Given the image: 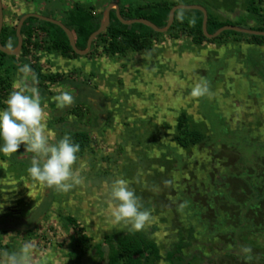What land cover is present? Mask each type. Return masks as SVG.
I'll return each instance as SVG.
<instances>
[{
	"label": "rangeland",
	"instance_id": "374dc122",
	"mask_svg": "<svg viewBox=\"0 0 264 264\" xmlns=\"http://www.w3.org/2000/svg\"><path fill=\"white\" fill-rule=\"evenodd\" d=\"M144 1L112 2L128 7ZM167 1L200 4L221 20L258 25L244 0H216L213 5L212 0ZM110 2L3 0L2 5L5 24L14 27L25 11L45 10L63 22L74 3L99 13ZM34 56L45 73L62 74L45 93L37 89L50 142L56 141L60 125L53 117L58 115L64 122L89 128L91 147L74 165L85 163L84 184L67 193L41 186L27 172L31 164L15 163L1 153L0 211L26 220L18 232H0V250L31 242L45 264H68L70 231L59 216L75 217L92 244L114 229L130 228L113 225L110 219L109 189L113 180L123 178L142 210L151 212L145 230L162 253L178 238L188 239L192 223L195 231L183 251L193 254L194 264H264V46L237 36L197 45L189 37L165 34L149 50L122 56L69 59L61 50L45 49L33 50L30 59ZM11 79L0 109L21 76L15 72ZM201 80L208 82L211 96L192 98L191 88ZM62 91L73 95L74 104L60 109L53 97ZM182 114L203 140L186 147L175 141ZM98 116L102 122L96 125ZM31 158L24 149L18 152V160ZM257 178L260 201L252 198L245 205V197L256 191L243 182ZM225 194L230 196L227 203L222 200ZM243 246L251 253H242ZM92 258L86 254L80 262L88 264Z\"/></svg>",
	"mask_w": 264,
	"mask_h": 264
},
{
	"label": "trees",
	"instance_id": "16d2710c",
	"mask_svg": "<svg viewBox=\"0 0 264 264\" xmlns=\"http://www.w3.org/2000/svg\"><path fill=\"white\" fill-rule=\"evenodd\" d=\"M112 1L113 0H111V2ZM214 1L216 0H212V5ZM175 4H177L175 1L146 0L142 3L129 5L128 7H125L122 2V4H118V7L124 19L143 17L152 21L157 26L163 27L167 23L168 13L171 7ZM244 6L251 18L255 20L258 25L241 26L229 20H221L207 9L208 33L212 34L219 27L226 24L264 30V0H244ZM102 15V11L94 13L92 6H84L79 3H75L74 7L67 11L63 23L72 30L78 49H84L86 47L87 39L89 35L99 27ZM181 16H183V19H181ZM202 18L203 14L200 10L177 9L174 13L173 23L169 29L166 32H157L143 23H122L117 18L115 9L112 8L110 10V23L108 27L94 37L87 55L104 54L106 56H122L128 51L142 52L149 50L154 42L165 34L173 39H178L183 36L189 37L191 42L197 45L203 42L222 40L228 36H237V38L245 39L248 43L255 45V47L264 46V36L246 34L233 30H225L214 38H208L202 31ZM31 19L33 18L29 17L21 26L20 33L23 36V44L18 56L8 55L0 51V98L5 97L11 88L12 75L15 72H18L20 76L22 75L19 73L18 69L25 64L33 69L38 78V80L34 82L31 75H29V85H33V87H36L41 92L45 93L48 84L55 83L62 79V74L59 72L45 73L37 57L34 56L30 59V54L33 50L45 49L47 52L61 50L63 56L69 59H75L80 56L72 49L66 33L60 26L39 19L34 23L31 22ZM35 28L38 30V38L35 37ZM0 42L5 48H12L16 45L17 36L15 28L13 27L11 29L3 26L0 33ZM52 104H54V102H52ZM72 111H75V108H73ZM98 118L99 119L95 121L96 125L102 122V118L100 116H98ZM53 121H56V123L60 125L56 130V140L67 134L72 138L74 143L80 145V151L77 154L78 157H81L86 150L91 147V134L89 128L82 127L75 122H64V119L58 115L53 117ZM65 125H68L67 129L61 127ZM177 129L178 133L175 136V141L184 147L192 143H197L205 138L203 134L189 127L188 118L185 114L179 117ZM0 143H2V141H0ZM22 149L23 146H21L18 152ZM16 153L17 152L12 153L9 159L16 160ZM18 161L31 164V160ZM248 180L249 181L245 180L246 182L243 183L251 192L253 190L256 191V194L246 196L243 204L252 198L259 202L261 192L258 191V178L257 180ZM229 197V195L225 194L222 198L223 203H227ZM236 202L235 205L240 204L239 201ZM59 217L64 226L70 231V258L68 264H87L80 262L86 254L93 256L88 264H194L192 262L193 254L183 251L184 248L189 246V241L195 231L192 223H190V233L192 234L188 236V239L183 240L178 238L173 242L171 248L162 253L157 242L151 237L150 232L145 229L142 231H133L131 228L114 229L109 233H105L99 242L92 244L91 237L86 233L85 228L77 222L75 217L72 215H61ZM22 223L18 224V229H21ZM24 229L31 231L30 227ZM197 253L199 256L203 257L200 251H197Z\"/></svg>",
	"mask_w": 264,
	"mask_h": 264
},
{
	"label": "clouds",
	"instance_id": "9594fccd",
	"mask_svg": "<svg viewBox=\"0 0 264 264\" xmlns=\"http://www.w3.org/2000/svg\"><path fill=\"white\" fill-rule=\"evenodd\" d=\"M183 19V16H181ZM21 80L14 85L0 109V153L11 155L23 149L32 154L31 165L27 172L33 181L47 189L67 193L76 186L84 184L82 171L85 163L74 168L78 161L80 145L65 134L55 142H50L47 130V113L42 106L36 87L28 86L27 80H38L33 69L25 64L18 69ZM191 97L199 99L211 96L206 80L197 82L191 88ZM57 108L63 109L74 104V97L68 91H62L53 97ZM110 219L113 225L123 224L133 231H142L151 222V212L144 209L135 191L129 187L126 179L112 181L109 189ZM241 252L250 254V247L243 246ZM0 264H45L42 254L37 255L36 246L24 242L11 251L0 250Z\"/></svg>",
	"mask_w": 264,
	"mask_h": 264
},
{
	"label": "water",
	"instance_id": "95a60500",
	"mask_svg": "<svg viewBox=\"0 0 264 264\" xmlns=\"http://www.w3.org/2000/svg\"><path fill=\"white\" fill-rule=\"evenodd\" d=\"M112 8L115 9L116 16L122 23H124V24L143 23L145 25H148L149 27H151L153 30H155L157 32H166L169 29V27L173 23L174 13L177 9H197V10H200L203 14L202 31L205 34V36L208 38H214V37L218 36L222 31H225V30H233L236 32H241V33H246V34H254V35L264 36V30H256V29L241 27V26H237V25H233V24L223 25V26L219 27L215 32L210 34L207 31V19H208L207 9L200 4L177 3V4L173 5L171 7L169 13H168V19H167L166 25L163 27H159L156 24H154L152 21H150L146 18H143V17L124 19L120 14L118 4L116 2H110L105 7V9L103 11V15H102V19H101L99 27L89 35V37L87 39L86 47L84 49H78L77 48L76 43H75V37H74L72 30L70 28H68L67 26H65V24L62 23L60 20L52 18V17H48V16H43V15L37 14V13H27V14H24L19 19L18 24L16 26V34H17V38H18L17 47L15 49H7V48L3 47L1 45V42H0V51L4 52L5 54H8V55L19 54V52L21 50V46H22V36L20 33L21 25L27 17L34 16V17H37L39 19L49 21L51 23H54V24L60 26L64 30V32L66 33L67 38L69 40V43H70L72 49L75 51V53L80 54V55H85L89 52V50L91 48V43H92V40L94 39V37L97 34L103 32L108 27V25L110 23V10ZM2 27H3V6H2V0H0V33L2 30Z\"/></svg>",
	"mask_w": 264,
	"mask_h": 264
},
{
	"label": "flooded vegetation",
	"instance_id": "af4514ba",
	"mask_svg": "<svg viewBox=\"0 0 264 264\" xmlns=\"http://www.w3.org/2000/svg\"><path fill=\"white\" fill-rule=\"evenodd\" d=\"M3 1V0H2ZM75 4V3H74ZM3 6V5H2ZM73 7H74V5H73ZM72 9V8H71ZM68 10H70L69 8H68ZM67 10V11H68ZM27 13H37V14H41V15H43V16H48V17H51V16H49V15H47V14H45V10H42V11H39L38 9H36V10H30V11H25V12H22L21 14H20V16L18 17V19H17V22H16V24L14 25V28H15V32H16V26H17V24H18V21H19V19L24 15V14H27ZM29 17H31V18H33V19H31V22H36L39 18H37V17H34V16H29ZM29 17H27L24 21H23V23L29 18ZM53 18V17H52ZM39 20H42V19H39ZM61 21V20H60ZM62 22V21H61ZM23 23H22V25H23ZM63 23V22H62ZM21 25V26H22ZM3 26H6V27H8L6 24H5V17L3 16ZM9 28H13L12 26H10ZM35 30V37L36 38H38V30L35 28L34 29ZM16 36H17V34H16ZM22 36V35H21ZM22 44H23V36H22ZM17 45H18V38H17V43H16V45H14L12 48H7V49H15L16 47H17ZM22 47V46H21ZM80 55V54H79ZM16 56H18V54H16ZM16 160H10V161H13V162H15V163H18V152L16 153ZM5 161V160H4ZM0 195H1V192H0ZM0 200H1V197H0ZM25 217H18V214H7V212H5V211H0V232H2V233H4V232H7L6 230H8V229H11V230H15V231H17L18 232V221L20 222V223H24L25 222Z\"/></svg>",
	"mask_w": 264,
	"mask_h": 264
}]
</instances>
